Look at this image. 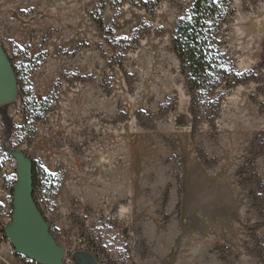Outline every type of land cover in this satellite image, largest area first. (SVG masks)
Wrapping results in <instances>:
<instances>
[{"label": "rangeland", "instance_id": "rangeland-1", "mask_svg": "<svg viewBox=\"0 0 264 264\" xmlns=\"http://www.w3.org/2000/svg\"><path fill=\"white\" fill-rule=\"evenodd\" d=\"M106 2L0 0V264H40L5 231L17 154L61 264H264V0L223 28L249 79L199 94L171 43L193 0Z\"/></svg>", "mask_w": 264, "mask_h": 264}, {"label": "trees", "instance_id": "trees-1", "mask_svg": "<svg viewBox=\"0 0 264 264\" xmlns=\"http://www.w3.org/2000/svg\"><path fill=\"white\" fill-rule=\"evenodd\" d=\"M111 1L120 3L122 0ZM106 5V0H100L101 11ZM232 15L231 0H193L191 7L179 18L171 43L191 92L199 94L201 90H214L222 81H228L232 86L249 79L247 74L237 73L225 66L223 28ZM96 22L99 27H103L100 18ZM35 169L36 164L32 161L34 202Z\"/></svg>", "mask_w": 264, "mask_h": 264}, {"label": "water", "instance_id": "water-1", "mask_svg": "<svg viewBox=\"0 0 264 264\" xmlns=\"http://www.w3.org/2000/svg\"><path fill=\"white\" fill-rule=\"evenodd\" d=\"M16 97V78L0 47V106ZM18 179L13 189L12 221L6 235L15 250L40 264H61L65 251L49 233L45 220L32 198V161L16 155Z\"/></svg>", "mask_w": 264, "mask_h": 264}]
</instances>
